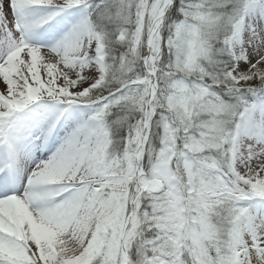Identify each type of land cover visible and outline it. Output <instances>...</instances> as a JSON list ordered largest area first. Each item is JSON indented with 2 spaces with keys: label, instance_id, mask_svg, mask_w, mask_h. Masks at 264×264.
I'll use <instances>...</instances> for the list:
<instances>
[{
  "label": "snow or ice",
  "instance_id": "1",
  "mask_svg": "<svg viewBox=\"0 0 264 264\" xmlns=\"http://www.w3.org/2000/svg\"><path fill=\"white\" fill-rule=\"evenodd\" d=\"M0 264H264V0H0Z\"/></svg>",
  "mask_w": 264,
  "mask_h": 264
},
{
  "label": "bare ground",
  "instance_id": "2",
  "mask_svg": "<svg viewBox=\"0 0 264 264\" xmlns=\"http://www.w3.org/2000/svg\"><path fill=\"white\" fill-rule=\"evenodd\" d=\"M0 87H3V85H2V84H0Z\"/></svg>",
  "mask_w": 264,
  "mask_h": 264
}]
</instances>
